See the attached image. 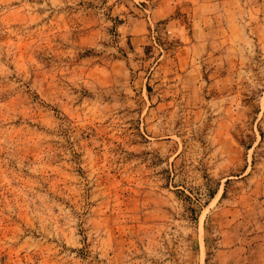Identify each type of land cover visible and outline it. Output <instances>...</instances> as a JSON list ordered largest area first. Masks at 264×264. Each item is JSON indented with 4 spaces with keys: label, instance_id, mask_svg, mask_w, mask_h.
<instances>
[{
    "label": "rangeland",
    "instance_id": "obj_1",
    "mask_svg": "<svg viewBox=\"0 0 264 264\" xmlns=\"http://www.w3.org/2000/svg\"><path fill=\"white\" fill-rule=\"evenodd\" d=\"M0 264H264V0H0Z\"/></svg>",
    "mask_w": 264,
    "mask_h": 264
}]
</instances>
